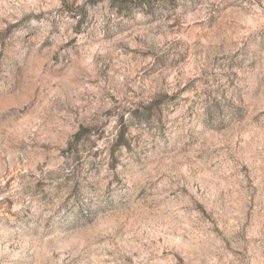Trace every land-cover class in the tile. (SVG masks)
Returning a JSON list of instances; mask_svg holds the SVG:
<instances>
[{
	"label": "rangeland",
	"instance_id": "1",
	"mask_svg": "<svg viewBox=\"0 0 264 264\" xmlns=\"http://www.w3.org/2000/svg\"><path fill=\"white\" fill-rule=\"evenodd\" d=\"M0 264H264V0H0Z\"/></svg>",
	"mask_w": 264,
	"mask_h": 264
}]
</instances>
